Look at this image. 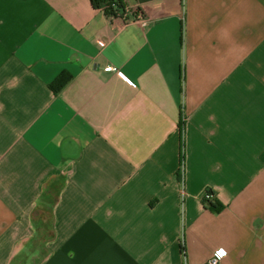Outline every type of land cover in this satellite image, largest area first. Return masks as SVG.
Here are the masks:
<instances>
[{"label": "crops", "instance_id": "1", "mask_svg": "<svg viewBox=\"0 0 264 264\" xmlns=\"http://www.w3.org/2000/svg\"><path fill=\"white\" fill-rule=\"evenodd\" d=\"M121 1L0 0V264H264V0Z\"/></svg>", "mask_w": 264, "mask_h": 264}, {"label": "trees", "instance_id": "2", "mask_svg": "<svg viewBox=\"0 0 264 264\" xmlns=\"http://www.w3.org/2000/svg\"><path fill=\"white\" fill-rule=\"evenodd\" d=\"M93 8L100 9L103 8V11L109 17H115L119 13L120 10H124L125 5L121 0H90ZM138 12V11H136ZM70 76L66 74H60L54 82L51 84V88L54 93H58L65 86V84L69 81ZM180 126H184V122L180 121ZM183 161H185L184 152L180 150V166L182 171ZM210 194V199H204L203 197V205L205 208L209 209L212 213L222 212L225 206L220 203L217 199H214V193L212 191H208Z\"/></svg>", "mask_w": 264, "mask_h": 264}, {"label": "built area", "instance_id": "3", "mask_svg": "<svg viewBox=\"0 0 264 264\" xmlns=\"http://www.w3.org/2000/svg\"><path fill=\"white\" fill-rule=\"evenodd\" d=\"M119 12H122V13L126 12L127 13L126 8H124V10H120ZM139 23L142 25V27L146 26V20L145 19L140 18ZM104 71H106L107 73H116L121 78H123V76H124V74L121 71H119L118 69L111 67V66H106L104 68ZM203 197H204V199H210L209 192H206V194L203 195ZM221 250L223 251V253H226V255H227L226 250H224L222 248H216L212 252V255L210 256L208 261H206L204 264H221V262H223L224 258L226 257V255H224V254L223 255H217V253H219Z\"/></svg>", "mask_w": 264, "mask_h": 264}, {"label": "snow or ice", "instance_id": "4", "mask_svg": "<svg viewBox=\"0 0 264 264\" xmlns=\"http://www.w3.org/2000/svg\"><path fill=\"white\" fill-rule=\"evenodd\" d=\"M223 251L221 250L219 253H217V255H223Z\"/></svg>", "mask_w": 264, "mask_h": 264}, {"label": "clouds", "instance_id": "5", "mask_svg": "<svg viewBox=\"0 0 264 264\" xmlns=\"http://www.w3.org/2000/svg\"><path fill=\"white\" fill-rule=\"evenodd\" d=\"M224 255H226V253H224Z\"/></svg>", "mask_w": 264, "mask_h": 264}]
</instances>
